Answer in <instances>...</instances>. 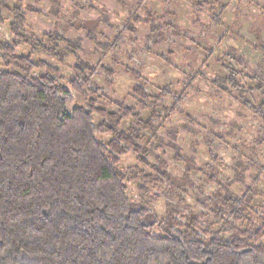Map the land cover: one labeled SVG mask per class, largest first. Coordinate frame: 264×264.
Instances as JSON below:
<instances>
[{"label":"rangeland","instance_id":"1","mask_svg":"<svg viewBox=\"0 0 264 264\" xmlns=\"http://www.w3.org/2000/svg\"><path fill=\"white\" fill-rule=\"evenodd\" d=\"M14 7L23 15L27 39L15 56H30L57 69L58 84L72 94L67 112L85 106L86 99L108 112L118 104L139 110L136 87L143 88L151 103L167 94L156 107L161 114L154 125L158 139L149 131L142 134L152 151L148 161L154 164L159 157L165 164L161 170L173 182L149 183L147 193L140 191L141 176L154 170L140 166L133 153L122 156L117 167L126 171V194L134 203H144L158 220L169 205L181 219L198 215L201 221L220 223L211 212L213 199L226 191L240 195L250 187L254 192L245 213L258 219L264 207V172H259L264 165V118L239 103L240 93L226 84L232 72L225 67L234 69L245 101H264V0H10L0 23V44L13 41ZM38 43L49 51L34 49ZM67 46L77 49L65 54ZM78 63L88 66L85 75L97 88L87 98L70 86ZM4 64L0 56V72L21 73ZM44 72L34 69L28 77ZM181 95L165 118L161 108H170ZM140 115L147 120L150 111L140 110ZM93 117L95 125L103 119L96 113ZM130 122L123 119L120 128L126 130ZM95 137L101 143L111 138ZM235 226L250 224L244 219ZM151 231L161 234L157 225Z\"/></svg>","mask_w":264,"mask_h":264},{"label":"trees","instance_id":"2","mask_svg":"<svg viewBox=\"0 0 264 264\" xmlns=\"http://www.w3.org/2000/svg\"><path fill=\"white\" fill-rule=\"evenodd\" d=\"M9 1L0 0V23ZM11 11L14 38L0 44V56L4 65L21 73L0 72V264H264V207L257 220L248 218L246 204L254 192L250 187L240 195L226 191L213 199L211 212L220 223L201 221L198 215L181 219L169 205L158 220L144 203L127 196L126 171L117 165L128 153L137 156L140 166L154 170L141 176L140 191L147 193L149 183L173 182L161 170L165 164L159 157L154 164L148 161L152 151L142 134L149 131L158 139L154 125L161 114L156 107L167 94L151 103L143 88L136 87L133 97L139 110L118 104L108 112L86 99L85 106L67 112L72 94L58 84L57 69L30 56H15L27 39L23 15L18 8ZM56 40L60 37H54L55 45ZM41 45L33 47L48 50ZM74 49L67 46L63 52L72 54ZM234 62L241 64L239 59ZM41 68L42 75L28 77ZM225 68L232 72L226 84L240 93L239 103L264 118V101H245L234 69ZM86 70L85 63H78L76 79L70 81L71 89L84 98L88 91L97 92ZM174 99L170 108H161L165 118L182 95ZM140 110H149L150 117L142 120ZM94 113L103 118L98 125ZM126 118L131 122L122 130ZM96 134L111 138L101 143ZM244 219L250 227L235 226ZM155 225L160 235L151 231Z\"/></svg>","mask_w":264,"mask_h":264}]
</instances>
